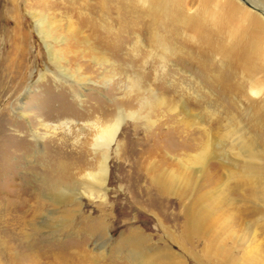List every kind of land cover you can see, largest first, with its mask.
<instances>
[{
    "label": "rangeland",
    "instance_id": "obj_1",
    "mask_svg": "<svg viewBox=\"0 0 264 264\" xmlns=\"http://www.w3.org/2000/svg\"><path fill=\"white\" fill-rule=\"evenodd\" d=\"M35 1L0 0L2 239L15 241L12 228L19 230L21 227L12 225L21 209L35 205L33 202L37 200L45 204L40 218L35 221L37 230H32L34 225L29 222L23 228L26 252L37 264H65L64 259L77 264L82 252L87 264H160L159 259L168 264L178 261L181 264H235L242 262L251 250L264 260V222L263 227H258L249 213H244L248 207V212L264 207L262 177L255 175L251 177L252 183L245 184L241 181L240 168L229 166L231 159L229 155L225 156L226 153L214 157L201 155L200 167L194 165L202 153L203 147H198L202 142L207 145L213 143L214 149L228 152L235 141L253 140L258 143L259 153L264 154V30L257 31L259 24L264 25V22L260 20V23L248 26L246 37L239 34L216 42L214 45L221 46L216 50L199 42L200 34L175 19L170 24L169 19L161 16L149 31L141 23L128 21V17L122 15L128 23L123 20L120 25L122 32L118 33L114 29L108 32L101 30L97 17L87 16L91 22L89 25L95 23L96 27L93 25V30L83 25L82 32L88 35L92 46L105 51H93L108 60L102 63L94 62L87 52L81 54L82 50L87 51V47L74 48L70 38L72 26L69 28L66 23L69 20L74 24L77 22L75 13L78 9L73 6L76 0H45L47 5L42 8L35 6ZM189 1L185 11L193 20L202 11H206L208 16H218L220 12L218 3L207 10L199 8L198 2ZM231 2L239 6L234 0ZM139 6L146 11L148 9L145 5ZM29 10L43 11L41 15L45 13L44 17L52 18L54 26H58V31L52 34L57 63L50 61L46 44L36 33ZM140 15L146 18L143 13ZM199 17L203 19L201 15ZM17 21L20 22L19 28ZM104 25L111 27L114 23ZM153 33L163 39L171 53L163 70L158 56L148 55V51L153 49L148 36ZM16 35H21L22 56L19 59L13 53ZM135 40H139L140 45L133 49ZM114 41L120 42L118 49ZM257 49L263 52L261 58L256 56ZM245 59L255 64L254 72H249V75L237 68L243 67ZM58 66L69 75L77 74L79 68L88 82L83 86L72 83L60 75ZM133 80L142 81L140 92L131 87ZM147 90H155L159 96L173 99L177 105L180 99L183 102V205L180 204L183 217L179 216L182 208L175 201H171L169 217L165 219L155 215L161 211L159 205H138L132 199L138 191L129 187L133 181L128 178L127 163L113 167L115 160L112 154L111 174L108 175L109 204L102 210L105 212L102 219L105 227L102 236L96 237L89 231L80 230L78 222L81 215L99 216L98 202L80 198L73 206H68L69 199L55 206L49 201L61 186L77 187L60 180V163L67 162L68 156H76L79 151L75 149L76 143L86 136L87 127L99 119L102 111L108 112L109 119L115 117L118 110L137 112L142 102H148L149 97L144 93ZM126 101L129 104L126 105ZM19 113L26 114V118ZM157 113L147 107L141 116L156 121ZM40 122L56 127L61 125V128L52 134V131L42 128ZM146 124L144 118L139 119L135 131L132 122L126 119L117 141L127 142L129 151L145 149L147 143H141V140ZM211 136L212 142L209 140ZM263 154L254 162L257 171L262 173ZM203 209L209 216L203 223L187 222L186 214L197 215ZM65 211L71 215L62 224ZM45 220L52 229L43 227ZM134 230L145 238L142 245L134 250L135 261L127 252L116 255L122 241ZM204 231L211 232L204 236ZM162 252H168L172 257L168 259ZM3 259L0 254V264H4Z\"/></svg>",
    "mask_w": 264,
    "mask_h": 264
},
{
    "label": "bare ground",
    "instance_id": "obj_2",
    "mask_svg": "<svg viewBox=\"0 0 264 264\" xmlns=\"http://www.w3.org/2000/svg\"><path fill=\"white\" fill-rule=\"evenodd\" d=\"M192 1L198 2V7L202 9H209L213 4L218 3L217 6H219L220 12L218 16H208L206 11H202L199 15H201L203 19L197 15L193 20V18H190L191 15H187L185 11L189 7V0H76V3H73V6L75 9H78V11L75 13L77 19L76 23L78 24H74V22L71 20H69V22L66 24L69 28L72 26L73 32H68L71 33L70 38L73 42L74 48L85 46L87 47V51L82 50L83 52L81 54L84 55L87 52L92 56L94 62L107 63L108 60H105L104 57L93 53V51L99 50V48L92 46V44L89 42L90 39L87 37L88 35H85L84 32H82L81 26L86 25V27L92 28V26L95 25V23L93 25H89L91 22L86 19L87 16H96L98 25L102 26L101 30L108 32L111 29H114V31L118 33L122 32L121 26L123 24V20H125L126 23H128L130 19L137 23H141L149 31L160 21L161 16L165 19H169L170 24H173L175 20L179 22L181 21L182 26L184 23L185 26L187 25V28H190L192 31L200 34L199 42L210 45L216 50L220 49L221 47L219 44L214 45L216 42L221 41L227 36L234 37L235 35L239 36V34H242L246 37L250 29L248 26L260 23V20L264 22V0H234L237 2V5H239L238 7L235 6L231 0ZM34 3L35 6H39L41 8L47 5L45 0H36ZM139 4L142 6H147V11L144 10L143 7L139 6ZM243 6H245L247 10L244 9ZM42 12L43 11L37 12L35 10H29V13L34 21L36 33L41 38L42 43L46 44L48 57L54 64L58 61L52 44V34L58 31V26H54L55 21H53L52 18H45V13H43L44 15L42 16ZM140 13H143L146 18L143 19ZM113 14H115V16H113ZM122 15H126L128 17V21L127 19H124ZM19 23L17 21L18 28ZM104 23H114V26L112 25L111 27H106L107 25L105 26ZM263 26L264 25L260 23L257 31H263ZM93 27H96V25ZM92 29L94 30V28ZM163 30L166 31L164 26ZM20 40L21 35H16V40H14L16 43L14 45L13 53L18 59L22 56L21 47L19 45ZM148 40L150 42L151 48L153 47L152 50L148 51V55L158 56L157 58L162 62L160 63V68L163 70V65H165L164 62H166L167 56L171 54L170 50L167 48V45L163 39L159 36H154V33L148 36ZM139 43V40H135L132 44L133 49L139 46ZM114 44L116 45L117 49L120 47L119 41H114ZM198 45L200 46V44ZM258 49L256 56L260 57L263 52H260L261 50L259 51ZM211 50L213 49L211 48ZM99 51L105 52L102 49ZM221 51L223 53L224 50ZM237 68L243 70L247 75H249V72L250 74L254 72L255 64L254 62L245 59L243 67ZM58 69L60 75H62L65 79L68 78L72 83H77L83 86L88 82L83 73L79 72V68L77 71L78 73L75 75L67 74L66 71L62 70L60 66H58ZM261 70L262 69L260 68L259 71ZM141 82V80H133L131 87L136 88V90L140 92L142 90ZM6 92L8 91L6 90ZM144 93L149 97L150 101L147 99L148 102H142L139 107L140 110L137 112L126 111V109H122L118 110L115 117L109 119L110 115L108 112L102 111L99 115V119L96 118L94 122L90 124V127H87L86 136L83 137L80 142L76 143L75 149H79V151L76 152V156H68L66 159L67 162L63 161V163H60L62 169V172L59 176L60 180L65 183H73L77 187L71 188L63 185L57 190L58 192L53 196V199H49V201L55 206L56 204H60L69 199L70 201H68V206H73V204H75V202L77 203L80 198H84L92 202H98L96 205L98 210H100L99 216L93 217L92 215H81L79 216L78 222L81 225L80 230L84 232L89 231L96 237H98L97 235L102 236L105 227L103 224L104 222L102 221L104 212L102 210L105 209V207H107L109 204L108 175L110 176L111 174L110 161L112 159V154L113 159L115 160L113 167L116 168V165L127 163L125 168L129 169L128 178L131 179V181H133L132 184H134L132 185L130 183L129 187L135 191L137 189L138 191V193L136 192L135 198L132 199H134L138 205H144V207H151L155 204L157 206L159 205L158 207L161 209V211L155 215L157 218L165 219L169 217L168 207L171 201H175L176 204L180 206V209L182 208L178 214L179 216L183 217V206L181 207L180 205H183V102L180 99V104L177 105L173 99L169 100L164 96H159L155 90H147L144 91ZM125 104L127 105L129 103L126 101ZM147 107L152 111L158 112L156 117L158 119L156 121H151L148 116H141V113ZM19 115L23 118H26V114L24 113H19ZM141 118H144V121L147 122L145 126L146 131L143 134L144 136L142 137L141 143L142 141L147 143V147L145 149H133L132 151H129V148H126V146H128V144L126 145L127 142L121 143L117 141L123 126L122 124L126 119H129L132 122L133 130H135V124H137V121ZM40 126L44 129H47V131H52V134L56 133V131L61 128V125L56 127L47 125L43 122H40ZM82 130L85 129L82 128ZM212 139L213 137L209 140L212 142ZM257 144L258 143L253 140L250 142L235 141L233 148H231V150L228 152H224L218 148L214 149L213 146L215 145H213V143L207 145V143L204 144V142H202L198 144L199 148L201 146L203 147L202 153L198 155L199 159L194 162V165L195 167H200V164L203 161L200 160L202 159L201 155H204V157L205 155L214 157L219 154L222 155L226 153L225 156L229 155L231 159V165H228L232 166L234 169L237 167L240 168L242 182L245 184L252 183L251 177H254L255 175L257 177H262L264 180V173L258 172L254 165V162L257 158H259V155L263 154V152L259 153L257 150ZM112 148H114V153L112 152ZM89 156L91 157L90 159H88ZM236 174L237 172L235 175ZM231 175H234L232 171ZM33 203L35 205H32L31 207L26 205L23 209H21L20 215L16 218V222L12 225L13 227L16 224H19L18 226L21 227L19 230L12 228V232H15V241L14 239L12 241L10 240V242L8 240H3L2 232H0V254L4 256V264H37V262L31 258L32 256L26 252L27 249H25L23 242L26 236L25 230L23 229L25 227L24 225L28 222L29 224L33 223L31 224L32 226L34 225L32 230H37V222L35 221L40 218L42 208L45 205L43 203H39L37 200H35ZM255 206L260 207L258 205ZM247 209H249V207ZM247 209L244 211L245 215L249 213L250 219H253L258 227H263L264 207L261 209H250L251 211L249 212ZM69 215L71 214L67 213V211L64 212L61 220L62 224L67 221ZM186 216L188 217L187 222L189 224L203 223L207 218H209V216L205 214L204 209L199 210L197 215L186 214ZM48 224V220H45L43 224L44 226H42L46 229H52L51 225ZM181 229V237L183 238V224ZM208 232L211 231H204V236L208 235ZM185 237L188 239L187 235ZM144 240L145 238L142 237L137 231H131L130 234L120 244L116 255H121L127 252L128 256H130V258L135 261L136 256L134 254V250H136L139 245H142ZM25 253L29 255H26ZM162 253L163 256L165 255L164 257L168 259L172 257L168 252ZM81 256H78L79 263L77 262V264H87V262L84 261L85 254L83 252ZM63 261L65 264H70L67 262L68 260L66 261L64 259ZM159 262L160 264H168L161 259H159ZM174 264H181V262L179 263L178 261ZM235 264H264V260L263 258H260L259 254H257L254 250H251L249 254L245 255L242 262H236Z\"/></svg>",
    "mask_w": 264,
    "mask_h": 264
}]
</instances>
